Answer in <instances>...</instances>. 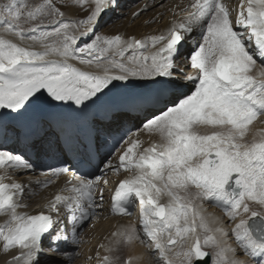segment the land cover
<instances>
[{"label": "snow or ice", "instance_id": "obj_1", "mask_svg": "<svg viewBox=\"0 0 264 264\" xmlns=\"http://www.w3.org/2000/svg\"><path fill=\"white\" fill-rule=\"evenodd\" d=\"M68 7L86 15L69 18ZM120 7V0H0V256H10L3 264H45L53 254L74 264L93 221L106 210L131 217L136 205L140 227L113 232L99 245L98 264H120L114 253L134 242L157 264H264V129L253 127L264 117V0H240L238 8L188 0L169 9L174 18L158 34H99L102 16ZM133 114L140 127L120 136L118 163L105 158L95 172H81L78 164L92 163L99 126ZM141 132L157 139L145 147ZM53 138L64 158L40 170L32 153ZM109 170L126 173L111 190ZM28 173L44 179H19ZM61 177L38 212L21 211L33 184L48 188Z\"/></svg>", "mask_w": 264, "mask_h": 264}, {"label": "bare ground", "instance_id": "obj_2", "mask_svg": "<svg viewBox=\"0 0 264 264\" xmlns=\"http://www.w3.org/2000/svg\"><path fill=\"white\" fill-rule=\"evenodd\" d=\"M161 3H163V7H161ZM188 0H120L121 7L114 13L112 11L109 12V15H103L101 18L100 25L97 28V32L101 35L107 32V35L114 34H122V35H135L137 38H143L145 36L151 34H158L163 31L170 20H172L173 13L169 11L176 4H180L181 7L186 5ZM227 3L230 8H238L240 0H227ZM148 5L147 11L141 13L138 18H133L132 13L138 11L144 5ZM69 8V7H68ZM68 10V9H67ZM75 7L71 8L69 11V18H73L75 16L74 11ZM152 10V11H151ZM130 11V12H129ZM151 11V12H149ZM129 12L130 16L126 17V19H122ZM68 13V12H67ZM66 13V14H67ZM124 14V15H123ZM128 15V14H127ZM175 18H179L178 16ZM155 20V22H151ZM195 36L196 33H193ZM196 44V40H192L189 44L185 46V54H187V50ZM261 62L258 60V64ZM188 70V69H186ZM192 87L191 83H188V87L183 88L181 93L188 92ZM181 93H176L177 95ZM133 122V124H131ZM123 123V124H121ZM111 125L117 129H121L122 131L125 128H133L134 132L140 127V120L136 116H131L130 118H120L117 117L115 120L111 122ZM121 127V128H120ZM254 129L261 130L264 129V117L261 118L260 121H257L253 125ZM139 138L144 141V146L147 147L149 140L157 139L156 137H149L148 134L141 132ZM43 152H40L39 160L45 165L57 163L59 158L55 157V152L52 149H43ZM122 150L112 159L113 164L118 163V157L121 154ZM45 170V169H42ZM123 171L116 175L112 171H108L106 174V178L110 181L109 190L118 182L119 180L124 178ZM20 180L27 182L28 180H43V176H38L33 173H28L24 176L19 177ZM66 177H61L55 183L50 185L48 188L37 187L35 184L32 185L33 194L30 200L26 202L29 204V207L26 209H21V211H28L31 213L38 212L40 207L47 203L48 199H51L56 193L57 190L63 185ZM109 201V191H105V208L107 209ZM205 209L207 213L212 216L218 217L224 221L225 226L228 227L230 222L224 216V213L220 209H215L210 207L205 203ZM4 217H0V222H3ZM94 226H90L88 230L86 229L83 233V240L85 241L81 244V251L75 257L74 264H98L95 259L96 252L99 251L100 255L103 256L105 254L104 249L99 248L100 244L108 245L109 240L112 239V233L117 231L121 226H127L130 224L136 225L137 228L140 227L138 220H125L117 217H113V215L109 211L103 212V214L98 217L95 221H93ZM234 226V225H233ZM227 243L232 247H236V243L231 235L227 240ZM129 245V244H128ZM122 247V246H121ZM127 248V245L125 246ZM123 248V247H122ZM126 251V250H125ZM120 253V252H119ZM117 255V253H114ZM239 259L247 260L248 258L244 256L242 253H237ZM91 257V259H90ZM133 258V264H157V261L153 258L152 252L147 248L145 244H140L139 242L132 243L128 249L126 258ZM136 257H140L141 259L137 260ZM10 259V256L4 257L0 256V264H3L4 260ZM125 260H123L124 262ZM45 264H59V258L53 254V257L47 258Z\"/></svg>", "mask_w": 264, "mask_h": 264}, {"label": "rangeland", "instance_id": "obj_3", "mask_svg": "<svg viewBox=\"0 0 264 264\" xmlns=\"http://www.w3.org/2000/svg\"><path fill=\"white\" fill-rule=\"evenodd\" d=\"M71 8H73V7H71ZM70 10V7L69 8H62V10L63 11H65L66 13H67V15L68 16H70L69 14V11L68 10ZM75 11H74V14H75V16L73 17V18H82L84 15H86V13L83 11V10H81V9H79V8H77V7H75ZM152 11V10H151ZM151 11H149V12H151ZM130 12V11H129ZM129 12L125 15V16H123L122 17V19H126V17H129L130 16V14H129ZM124 15V14H123ZM104 35H107V32L106 33H104ZM231 223V222H230ZM229 223V224H230ZM89 228H91V227H88L87 228V230L89 229ZM131 244H129V245H127V248L125 247L126 245H122V247H120V250H119V252L117 253V255H119V257H120V264H123V260H125V258H126V254H127V249H128V247L130 246ZM81 246V245H80ZM80 246H79V249H78V253H80V251H81V248H80ZM126 250V251H125Z\"/></svg>", "mask_w": 264, "mask_h": 264}]
</instances>
